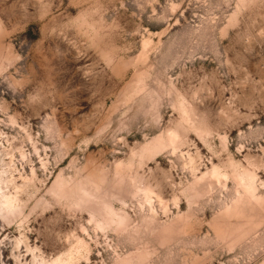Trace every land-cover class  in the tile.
<instances>
[{
	"label": "rangeland",
	"instance_id": "374dc122",
	"mask_svg": "<svg viewBox=\"0 0 264 264\" xmlns=\"http://www.w3.org/2000/svg\"><path fill=\"white\" fill-rule=\"evenodd\" d=\"M0 264H264V0H0Z\"/></svg>",
	"mask_w": 264,
	"mask_h": 264
}]
</instances>
